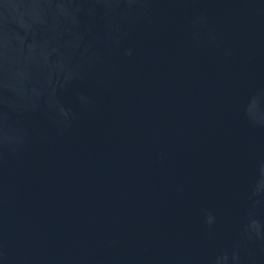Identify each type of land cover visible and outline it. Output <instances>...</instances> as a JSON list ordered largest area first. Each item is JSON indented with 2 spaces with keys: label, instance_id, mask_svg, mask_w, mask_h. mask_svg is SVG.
<instances>
[{
  "label": "water",
  "instance_id": "obj_1",
  "mask_svg": "<svg viewBox=\"0 0 264 264\" xmlns=\"http://www.w3.org/2000/svg\"><path fill=\"white\" fill-rule=\"evenodd\" d=\"M0 264H264V0H0Z\"/></svg>",
  "mask_w": 264,
  "mask_h": 264
}]
</instances>
